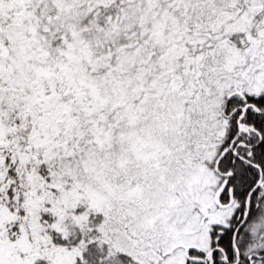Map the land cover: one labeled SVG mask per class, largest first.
Listing matches in <instances>:
<instances>
[{"label":"snow or ice","instance_id":"6c2138e0","mask_svg":"<svg viewBox=\"0 0 264 264\" xmlns=\"http://www.w3.org/2000/svg\"><path fill=\"white\" fill-rule=\"evenodd\" d=\"M0 264H264V0H0Z\"/></svg>","mask_w":264,"mask_h":264}]
</instances>
